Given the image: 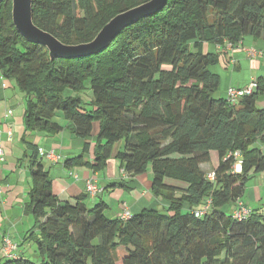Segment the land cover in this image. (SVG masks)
Wrapping results in <instances>:
<instances>
[{
	"label": "trees",
	"instance_id": "16d2710c",
	"mask_svg": "<svg viewBox=\"0 0 264 264\" xmlns=\"http://www.w3.org/2000/svg\"><path fill=\"white\" fill-rule=\"evenodd\" d=\"M148 1L31 0L32 22L64 45L85 44L113 17ZM246 38L264 40V0H166L105 50L50 59L15 30L11 0L1 2L0 78L3 88L12 82L24 97L16 164H26L23 210L32 225L11 239L16 250L0 253V264H264V210L234 215L244 207L248 181L264 172V108L257 104L264 77L232 103L214 96L220 77L211 71L223 58L216 47ZM85 91L91 100L82 99ZM6 129L8 139L12 128ZM33 133H67L83 142L77 156L63 161L67 170L100 173L113 157L133 179L150 166L148 190L161 207L121 219L106 215L101 193L91 207L87 195L60 200ZM90 153L92 161H85ZM212 153L217 165L209 180L201 166ZM130 182L105 189L132 190ZM26 243L36 246L38 261L22 255Z\"/></svg>",
	"mask_w": 264,
	"mask_h": 264
},
{
	"label": "crops",
	"instance_id": "0c3cea01",
	"mask_svg": "<svg viewBox=\"0 0 264 264\" xmlns=\"http://www.w3.org/2000/svg\"><path fill=\"white\" fill-rule=\"evenodd\" d=\"M215 51L223 56L222 61L226 62L227 66L232 67L230 71L232 75H230V78H226V83L222 86L223 91H221L218 97L225 98L229 88H244L258 77H264L263 39L253 40L246 38L233 48H229L227 44H224L222 47H216ZM249 52H254L255 56H250ZM225 70L228 69L225 68ZM0 81V145L6 152L4 162H0V231L3 237L12 239V235L21 238V230L26 227L30 228V220L23 210V205L28 200L27 192L30 187V180L23 167L19 169L16 164L23 153V148L21 149L18 144V138L23 131L22 117L17 118L15 121L10 117L6 122L3 121L5 112H3L2 100L6 96L5 92H3L5 87L3 88L2 86L3 82L1 78ZM12 91L15 90L12 89ZM20 99L24 100L23 95ZM257 104L259 108H264V94L259 96ZM7 126L12 128L11 141L6 138ZM13 137L17 140L15 146L13 145ZM30 137L32 143L38 149H42L44 152L53 151L59 156L56 162L45 157H41V162L52 179L53 193L60 200L69 201L77 195H87V205L89 207L95 205L98 199L85 192V182L92 180L102 188L103 191L100 199L107 205L106 215L111 218L120 217L125 209L132 215L139 213L142 209H159L161 207L159 206V201L153 199L148 190L147 184L151 180L150 172H147L145 177L126 179L119 169V163L113 157L108 162L106 169L100 173H93L86 168L67 170L63 168V161L67 158L75 157L80 153L83 143L81 140L67 133H61L52 137L33 133ZM13 147L20 150L19 156L13 153ZM261 150L264 154V146L261 147ZM215 157L216 155L212 153L211 162ZM84 160L92 161L91 153L84 156ZM207 165L203 164V167H207ZM213 168L212 166L211 168H206L204 172L213 171ZM122 180L124 182L131 181L128 187L132 190L119 188L105 189L107 186L117 184ZM143 180L146 183L143 184ZM242 202L244 208L248 210H264V172L255 175L248 181ZM227 212H230V209ZM6 226L10 231H5Z\"/></svg>",
	"mask_w": 264,
	"mask_h": 264
},
{
	"label": "water",
	"instance_id": "95a60500",
	"mask_svg": "<svg viewBox=\"0 0 264 264\" xmlns=\"http://www.w3.org/2000/svg\"><path fill=\"white\" fill-rule=\"evenodd\" d=\"M4 0H0V3ZM166 0H150L113 17L85 44L64 45L50 34L38 29L32 22L31 0H11L12 24L26 41L43 46L50 59H79L97 54L107 48L124 28L157 13Z\"/></svg>",
	"mask_w": 264,
	"mask_h": 264
},
{
	"label": "rangeland",
	"instance_id": "374dc122",
	"mask_svg": "<svg viewBox=\"0 0 264 264\" xmlns=\"http://www.w3.org/2000/svg\"><path fill=\"white\" fill-rule=\"evenodd\" d=\"M251 56L253 57V56H255V54L252 53ZM222 60H223V58H221V60L219 61V63H218L217 66L211 67V71L214 72V73H217L219 75V77H220V87H219V90L217 91L218 93H216L214 95L216 97H218L219 94L221 93V91H223L222 86L225 85L226 78H230V75H232V72H230L232 67L231 66H227L226 62H224ZM225 68L228 69V70H225ZM0 83H1V81H0ZM4 83H6V81ZM12 89H14L15 91H12ZM3 92H5V96H6V98L4 100H2L3 101L2 107L4 108L3 109L4 110L3 112H6L7 110L10 109L12 111V114L9 117H11L12 120L15 121L17 118H21V112H22V109L24 108V100H21L20 99L22 97V94L17 90V88L15 87L14 83H12V82L6 83V87L3 89ZM80 96L82 97V99L84 101L85 100H91V93H90V91L82 92V93H80ZM8 97H10V98H8ZM16 143H17V140H15V138L13 137V145L15 146ZM18 144L20 145V147L22 149V146L19 143V141H18ZM15 148L16 147H13V151H14L13 153L16 154L17 156H19L20 150L17 149V148L15 150ZM25 165L26 164L24 163L23 164V169L26 171ZM216 165H217V159L215 157L214 160L207 165V167H203V165H202L201 168L205 171L206 168H211V166L215 168ZM239 166L240 165H238V167ZM18 168L19 169H22L21 167H18ZM19 169H17V170L20 172ZM239 171H240V167H239ZM147 172H150L151 173L150 166H149V169H148ZM146 175H147V173H146ZM151 178H152V174H151ZM144 183H146V182L143 180V184ZM146 209H150V208H146ZM28 218L30 220V226L29 227H31V225H32V219L30 217H28ZM28 229L29 228L26 227V228H23L21 230L22 231L21 238L26 234V231ZM8 230L10 231V229L6 226L5 231H8ZM2 231H3V229H2ZM14 237H16V239H18L17 236L12 235L11 238L14 239L13 241L16 240ZM17 242H19V241L17 240ZM2 248H3V243H1V249ZM35 248H36V246L33 243H29V244L26 243V244L23 245L22 248H20L22 251H24V253L22 254V252H21V254L24 257H27L30 260H36V261H38V259H36L37 258L36 255L34 254ZM0 253L2 254V252H0Z\"/></svg>",
	"mask_w": 264,
	"mask_h": 264
},
{
	"label": "built area",
	"instance_id": "2783aa9c",
	"mask_svg": "<svg viewBox=\"0 0 264 264\" xmlns=\"http://www.w3.org/2000/svg\"><path fill=\"white\" fill-rule=\"evenodd\" d=\"M229 48H231V45L228 46ZM254 52H249L250 56L251 54ZM255 88V84L254 81L249 83L246 87L244 88H229L228 91L226 92V98L232 102V103H236L238 99L242 98L245 95H249L251 94V92L254 90ZM8 135V140L11 141V130L9 129L7 132ZM39 153V157H45L49 160H52L54 162H56L59 159V156L56 155L53 151H46L44 152L42 149H39L38 151ZM5 159V155L3 150L0 148V162H4ZM207 177L209 178V180L213 179V173H209L207 175ZM102 188L100 186H98L97 183H95L92 180H88L85 182V192L86 194L95 197L98 194L102 193ZM240 209L238 211L234 212V215L238 218H243L247 215H249V210H247L246 208H244L241 203H240ZM195 217H199L201 215V213L196 212ZM130 216V213L127 209H125L123 211V213L120 215L121 219H127ZM16 250V245L13 243V241L9 238V237H5L3 239V248L1 249L2 253L6 256H10L14 251Z\"/></svg>",
	"mask_w": 264,
	"mask_h": 264
},
{
	"label": "bare ground",
	"instance_id": "6f19581e",
	"mask_svg": "<svg viewBox=\"0 0 264 264\" xmlns=\"http://www.w3.org/2000/svg\"><path fill=\"white\" fill-rule=\"evenodd\" d=\"M236 169H237V171H239V167L238 166L236 167Z\"/></svg>",
	"mask_w": 264,
	"mask_h": 264
}]
</instances>
